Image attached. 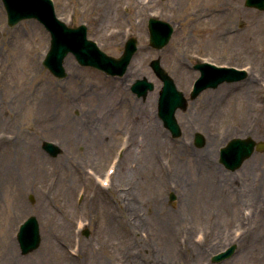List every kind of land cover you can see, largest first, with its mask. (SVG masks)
<instances>
[{
  "label": "rangeland",
  "instance_id": "obj_1",
  "mask_svg": "<svg viewBox=\"0 0 264 264\" xmlns=\"http://www.w3.org/2000/svg\"><path fill=\"white\" fill-rule=\"evenodd\" d=\"M132 2L54 0L62 20L72 26L85 23L88 37L110 55L120 56L128 37L138 39L123 75L81 65L69 53L65 59L71 58L77 71L64 62L66 74L56 76L43 63L50 46L48 29L36 18L9 25L0 0V264H264V211L257 216L254 207L257 201L264 209V151L254 152L236 170L219 161L220 148L232 137L264 139V111H242L239 88L245 81L256 82L257 100L264 105V9L239 0L244 12L236 18L233 0H152L140 9ZM214 7L223 13L214 15ZM198 9L203 11L196 15ZM152 15L174 24L162 48L149 41ZM214 28L238 30L227 33L224 45H216L210 33ZM112 30L118 33L111 36ZM157 57L188 98L187 108L176 111L182 128L177 137L158 115L163 82L150 64ZM37 58V79L44 83L37 92L54 87L49 105L20 96ZM201 59L247 67L249 74L191 98L200 74L194 64ZM144 76L155 88L139 97L131 85ZM226 84L231 89L224 91ZM147 107L152 111L149 123L155 121L162 134V167L147 164L153 128L139 123ZM46 109L51 119H38ZM69 121L81 128L79 139L72 136ZM197 132L206 138L202 146L195 143ZM46 140L61 146L57 156L44 150ZM183 148L187 154L198 151L201 159L196 167L183 165L184 176H179L177 165L167 159L181 158ZM114 165L121 174L113 171L112 185L103 186L100 179ZM253 210L249 222L241 221ZM30 215L39 219L41 243L22 253L17 232ZM205 239V251L198 253L193 245ZM233 243L231 256L212 260Z\"/></svg>",
  "mask_w": 264,
  "mask_h": 264
},
{
  "label": "water",
  "instance_id": "obj_2",
  "mask_svg": "<svg viewBox=\"0 0 264 264\" xmlns=\"http://www.w3.org/2000/svg\"><path fill=\"white\" fill-rule=\"evenodd\" d=\"M8 12V22L13 25L26 17L39 18L50 30L52 40L50 50L44 60L48 68L57 76H64L66 69L64 67L65 56L72 51L81 64H90L104 69L110 74H124L128 65L137 50V39L131 37L120 57H114L102 51L96 42L88 39L87 26L81 24L77 27L68 26L62 21L55 12L52 0H3ZM246 5L256 6L264 9V0H246ZM150 42L154 47L161 48L169 41L173 25L169 22L150 18ZM156 74L162 79L163 86L160 91L158 101V112L173 136L181 134V127L176 118L178 108L185 109L188 100L184 93L177 88L174 78L162 66L160 58L151 61ZM196 67L201 70V76L195 83L192 97L208 87L217 86L224 80L233 81L243 77L246 72L233 67H217L209 63H197ZM155 84L147 77L139 78L132 84V90L138 96H146L150 90H153ZM196 144L204 145L205 138L198 132L195 138ZM255 146L259 150H264V140L256 141L251 136L234 137L227 145L220 150V160L226 167L235 170L240 167L244 160L254 152ZM43 147L52 155L56 156L61 148L54 142L45 141ZM172 199L175 195L171 194ZM88 234V229L85 230ZM18 240L23 253H28L36 249L41 242L40 225L35 215L29 216L20 227ZM236 249V244L231 245L225 251L213 256L214 261L223 260L231 256Z\"/></svg>",
  "mask_w": 264,
  "mask_h": 264
},
{
  "label": "bare ground",
  "instance_id": "obj_3",
  "mask_svg": "<svg viewBox=\"0 0 264 264\" xmlns=\"http://www.w3.org/2000/svg\"><path fill=\"white\" fill-rule=\"evenodd\" d=\"M146 2H148V3L150 2L151 3L152 0H142V1L133 0L132 6L136 7L137 9L138 8L140 9V8H143V6L146 5ZM238 2H239V0H233V3L231 4V10L234 9L233 11L237 14L236 18H237V16L240 17L243 14V12H244V10L242 9V6ZM198 11L202 12L203 10L202 9H198L197 12H196V15H198ZM210 11H211V13L213 12L214 15H221V13H223L224 10L222 8L214 7V8H211ZM0 18H2L1 12H0ZM29 25L31 26V28L37 27L36 24L32 23V22H30ZM237 30L230 29V31L227 32V33H230V32L234 33ZM117 33L118 32L116 30H112V31L109 32V34L111 36H113V35H115ZM210 33L212 34L213 38L216 40V45H218V44L224 45L225 44L224 42L226 41L225 36L229 35L227 33L220 32L216 28H214V30H211ZM234 34H237V33H234ZM234 38L235 37L231 35V39H234ZM221 42H222V44H221ZM38 60H39V58L36 59V62L35 61L33 62L32 66H31L33 68H32V70L30 68V71H29V77H30L31 81H29L28 83H26L23 86L24 88H26V91L22 92L20 96H21V98H23L24 101L29 102V103H34V101H43V102H45L46 104L49 105L50 101L52 100V97H50V92L52 91V89H54V87H47L46 86V87H44L43 92H41V93L37 92L38 87L41 88V86L43 87V84H44V83L41 82L40 79H37L38 76L40 75L39 74L40 68H39V65H38ZM64 62H65V65L69 69L71 68V71H73V69L76 68L75 64L72 62L71 58H66ZM262 70L264 72V68L263 67H262ZM76 71H77V68L75 69V72ZM35 79H36V81L34 82ZM113 83H115L116 86L120 87L121 90L124 92L125 89L123 88L122 84H120L117 80H115ZM230 86L231 85L226 84V85H223L221 87V89L226 91V90L231 89ZM241 86H242V89H240V94H241V99L242 100H241L240 109H242V111L245 110V112H247L246 109L248 110L249 109L248 107H250V108H252L255 111L256 114L257 113H261L262 111H264V105L259 100H257V84H256V82H251V81L246 82L245 81L242 84H240L239 88H241ZM209 93H211L210 90L207 91L205 93V95L209 96ZM42 94H44V95H42ZM151 100H152V102H154L155 101V96L153 98H151ZM235 105L236 104H234V106ZM146 109H147V112L146 111L142 112L145 116L139 117V120H140L139 123H149V121L151 120L152 111L149 109V107H147ZM51 117H52V113L50 112V109H48V110L46 109V114H43L41 116H37L38 119L42 118L44 120H50ZM257 118H258V116H256L255 119H257ZM69 122L71 124L70 128H71V131H72V136L74 138H76V139H79L78 134H79V131L81 130V128L76 126L73 122H71V121H69ZM149 124L153 128L152 129L153 131L151 133L152 134V138L149 141V144L147 146V152L145 153V155L147 156V164L151 166V164L153 163V164H156L159 167H162L163 164H164V162H163L164 160L160 156V149H159L160 143L162 142V139H163L162 138V134L159 131L158 124L155 123V121L154 122H150ZM154 129H155V131H154ZM2 139H3V137H1L0 141ZM95 139H96L97 142L102 143L100 140H98L97 137H95ZM138 148H139V150H141V143L140 142L138 144ZM179 154H181V156H182L181 158H178V159L174 158L172 160H168L167 159V162L169 161L173 166L177 165V166H175L177 168L176 171H175V173H177L176 175H179V176L183 175L184 176V172L182 170L183 165L190 164L191 166L196 167V166H198V160L201 159V158L198 155V151H194V152L192 151L189 154H187L186 153V148H183ZM164 155H165V152H164ZM120 170L121 169L119 168V166L116 165V169H115L113 174L117 173L118 175H120L121 172H122V171L120 172ZM107 178L109 179L110 185H112L113 176L112 175L111 176H107ZM104 179L105 178H101L100 179L101 183L105 182ZM108 179H106V180H108ZM188 185H189L188 182H186V186L187 187H188ZM253 194H255V191L251 193V195H253ZM253 198H256V197H253ZM254 204L257 205V206H254V207H256V209H257V210H255L256 211V215L259 216L264 211L263 204L262 205L260 204V206H259L257 204V201H255ZM253 215H254V210L252 211L251 215L248 218H244L241 221H248L249 222L250 219H251L250 217H252ZM205 241H206V239L204 241H202V242L194 243L193 246L200 248V249H198V253H201V252L203 253L205 251V246H204ZM231 241H233V240H231Z\"/></svg>",
  "mask_w": 264,
  "mask_h": 264
}]
</instances>
